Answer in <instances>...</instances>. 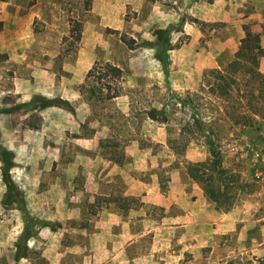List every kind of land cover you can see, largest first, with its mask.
<instances>
[{"label": "rangeland", "instance_id": "1", "mask_svg": "<svg viewBox=\"0 0 264 264\" xmlns=\"http://www.w3.org/2000/svg\"><path fill=\"white\" fill-rule=\"evenodd\" d=\"M26 1L27 9L31 6L35 11L33 21L15 23L16 35L10 32L11 26L4 28L5 36L17 37V56L0 52V124L21 134L46 133L43 139L27 140L24 164L33 171L41 168L44 183L65 182L64 173L56 168L58 162L53 161L55 154L38 153L35 143L42 142L47 149L71 137L77 150L76 139L90 137V147L97 146L94 153L66 155L74 162L75 182L95 179L107 157L135 170L147 163L165 186L171 167L182 166L190 176L187 163L212 159L211 146L193 124L199 115L211 126L222 166L227 168L219 180L234 196L227 210L234 213L219 222L220 227L229 228L227 232L215 234L216 224L204 216L194 229L196 237L190 231L178 237L171 233L172 247L180 235L185 238L180 264H264V121L235 125L225 109L228 102L209 89L214 81L211 69L224 67L233 58L243 27L251 30L254 21L263 20L264 28V0ZM71 20L82 24L76 36L70 34ZM121 35L135 38V46L129 47ZM96 61L123 68L122 91L116 100L81 93L80 85ZM151 109L158 119L148 116ZM131 143L140 149L127 164L125 150ZM79 159L86 163L83 172ZM189 181L211 199L200 182L191 176ZM12 191L3 204L11 201L19 207ZM94 197L88 205L90 214L77 207L79 214H85L77 219L55 218V197H41L39 208L35 206L39 218L30 219L23 230L13 227L0 233V264H89L84 254L100 253L93 250L96 241L70 230L80 224L92 228L93 215L112 199ZM114 197L123 200L122 194ZM153 211L159 213L158 207ZM20 219L15 217L10 224L15 226ZM144 230L136 242L139 256L155 241H162L161 234ZM72 237L83 243L85 253L66 247L75 241ZM57 255H62L59 262ZM103 262L117 264L110 258Z\"/></svg>", "mask_w": 264, "mask_h": 264}, {"label": "crops", "instance_id": "2", "mask_svg": "<svg viewBox=\"0 0 264 264\" xmlns=\"http://www.w3.org/2000/svg\"><path fill=\"white\" fill-rule=\"evenodd\" d=\"M34 15L35 11L31 6L30 9H27L26 0H0V52H7L9 57L17 56L19 51L16 47L17 37L5 36L4 28L7 25L11 26L10 32L16 35L18 25L15 23L25 21L28 24V22L33 21ZM251 43L254 47H264L263 20L252 23ZM261 67L264 72V58ZM116 99L117 97H114V100ZM11 128L8 125L0 124V143L5 149L12 152V159L15 164L10 168V177L14 186L12 193H10L12 194L11 197H17L20 206L11 204L13 203L11 201L3 204V199L8 197L9 190L2 178L3 163L0 156V218L2 220L0 233L2 231L10 232L13 227L24 229L30 219L39 218L35 206L39 208L41 197H55L54 203H57V208L53 213L55 218L77 219L82 215L78 213L77 207H81V213L85 211L83 207L86 208V213H89L88 205L95 199V195L112 197V199L108 204L106 203L107 205H101L102 209L93 215L94 226L92 228H90V224L86 227L80 224L73 226L70 233L81 234L82 237L91 236L96 241L93 250H99L100 253L94 252L92 249L93 252L85 253L83 243L74 237H72L75 240L73 244L66 246L73 249L74 253H78L82 249L81 253H85L84 257L89 264L90 261L92 264H104L103 261L109 258L117 264H140L143 262L145 264H180V254L186 245L183 243L185 239L182 236L183 232L190 231L196 237L194 229L202 222V217L208 216L214 221L216 225L213 227V232L215 234L229 230L228 227H220L222 225L219 222L227 221L228 218L231 219L234 211L226 212L219 209L213 200L207 198L199 185L189 181L190 176L182 166L171 167L168 170L164 186L159 181L158 172L148 169L147 163L140 169L136 165L137 169L135 170L131 167L128 168L122 162L105 157L101 166V177L100 174H95V179L86 178L85 181L78 183L73 180L74 162L71 157L67 158L66 155H73L74 153L84 155L90 153L91 150L94 153L97 146L90 147V137H79L76 142L80 144V147L75 150L73 149L75 139L67 137V140L62 141L61 145L51 143L52 146L46 147L47 149L42 146V142L40 144L38 141L35 143L38 153L43 150L44 153L55 154L53 161L58 162L56 168L65 175V182L57 179L53 182L44 183L43 170L36 168L33 171L31 165L24 164L22 155L25 153L24 146L27 140H34L36 137L43 139L44 134H46L45 131H29L21 134L18 133L17 129ZM54 133L57 135V132ZM135 144L131 143L126 146L125 161L127 162L125 163L127 164L130 163V160L133 161V155L138 153L140 149ZM62 154H64V158H60ZM78 164L81 166L82 172L85 171L86 163L83 162V159L78 161ZM50 169H52V165ZM116 194H122L123 197L120 198L123 200L118 201L117 197H114ZM88 195L92 197H88ZM136 199L139 200V204H129L131 200ZM126 201H128L127 204ZM156 207H158L159 213L153 211ZM15 217L21 219L19 224L14 226L10 223ZM21 220H24L23 225H21ZM134 223L136 227L133 226ZM2 227L6 230H2ZM144 228L156 235L161 234L162 241H155L151 244V249L145 252V255L139 256L137 253L138 243L136 242L139 236L146 232ZM171 233L176 237L182 233L178 238L180 244L177 243L174 247H172L174 237H171V241L169 239ZM57 244L60 245L62 251L63 244L60 241ZM160 251L165 252L159 253ZM106 252L108 255L104 257ZM97 253L98 255H96ZM61 258L62 255H57L55 259L59 262ZM95 258L97 262H94L96 261Z\"/></svg>", "mask_w": 264, "mask_h": 264}, {"label": "trees", "instance_id": "3", "mask_svg": "<svg viewBox=\"0 0 264 264\" xmlns=\"http://www.w3.org/2000/svg\"><path fill=\"white\" fill-rule=\"evenodd\" d=\"M5 1V0H4ZM32 0L31 3H34ZM71 36H76L82 29L81 21L71 20ZM244 35L234 53L233 58L222 68H212L211 74L214 81L209 86L210 91L219 99L226 100V112L235 125L252 126L259 121H264V72L260 69V61L264 57V47H254L251 43V30L244 26ZM121 39L129 46H135V38L121 35ZM123 68L110 61H96L87 71L84 81L80 85L81 93L87 92L101 100H108L121 94ZM96 81V82H94ZM48 100H45V102ZM53 100H49L52 102ZM155 109L148 112L153 119L159 117L154 113ZM165 119V117L163 118ZM194 126L202 132L208 145L211 146L212 159L187 163L189 175L200 182L206 194L227 211L233 204V195L227 186H223L219 178L224 176L227 168L222 166V156L215 146L212 138L211 126L197 115L194 117ZM191 128L190 126L188 127ZM0 156L2 159V178L9 191L14 184L10 177V168L15 164L12 152L5 149L0 143ZM215 174L218 180H215ZM234 179V178H233ZM110 199L112 197H106Z\"/></svg>", "mask_w": 264, "mask_h": 264}]
</instances>
